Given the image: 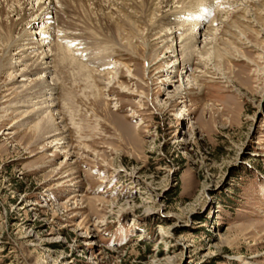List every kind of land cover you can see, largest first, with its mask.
<instances>
[{"label": "rangeland", "instance_id": "1", "mask_svg": "<svg viewBox=\"0 0 264 264\" xmlns=\"http://www.w3.org/2000/svg\"><path fill=\"white\" fill-rule=\"evenodd\" d=\"M124 1L53 0L71 64L49 74L51 131L28 111L38 85L0 61V264H264V0L162 23L205 13L203 35L213 19L172 81L185 55L156 51L160 13Z\"/></svg>", "mask_w": 264, "mask_h": 264}, {"label": "bare ground", "instance_id": "2", "mask_svg": "<svg viewBox=\"0 0 264 264\" xmlns=\"http://www.w3.org/2000/svg\"><path fill=\"white\" fill-rule=\"evenodd\" d=\"M64 1L67 2L69 0H64ZM153 1H155L154 4L152 3ZM175 1L176 3L182 4V5L180 7L178 5L175 8L173 5ZM197 1L200 2V0H195V1L193 0H189V1L188 0H141L143 5H146L147 7H149L150 5H155L154 7L160 13L159 15L157 14L158 17H156V22H155L156 24L152 26L150 25L151 29H149L151 31V34L153 35L158 34L159 36L158 38L162 39L161 40L162 45L160 47H157L156 51L158 52L159 50H161L163 52L165 51V54H168V53L170 55L172 54L171 58H176L178 56V54L176 55V53L178 52H181L182 54L185 55V59H183L182 61L178 60L179 62L178 61L176 62L173 59L168 61L169 63L168 68H171V70L165 69V72H166L165 76H166L167 81L168 80L172 81L174 77L177 76V72H178V70H176L177 68L182 67L181 69H191L192 67L191 61H192L193 56L198 55L199 57H201L203 53L205 52L204 49L207 46V44L203 45L202 47L198 46V36L202 34L201 27H202V24L207 20L206 19L207 15H205V13L203 14L197 11L199 13V16L198 14L197 16H194L193 14L191 19L187 23L189 25L186 24L184 26V29L182 27H178V25L175 26L174 28H172L171 25H169L170 27L163 26L165 29L162 28L161 31H157V28L162 23L164 24V22L166 24L168 22L169 24L172 23L171 20L177 22V18L175 16L179 18L180 16L179 14L183 13V8L187 7V6L184 7V5L186 3H189V4L191 3L192 6L191 5L190 6L195 7L197 6ZM136 3H138L137 0H136ZM60 5H61L60 6L61 8L65 4L64 2H61ZM0 7H1L0 16L3 18L5 17L6 18L5 20L7 21L8 20L11 21V23H9L10 26L7 29L8 31L7 36L10 37V39H12L13 42L11 45L12 47L11 49L15 51L13 54H7L8 51L7 53L4 52V54L2 55V58H0V61H2L1 66L3 67L4 70L10 69L11 71H14V70L19 71L18 73H20V75H22L23 77L22 81L20 82L21 83L20 87H23V89H26L28 92L34 85H38V88L35 91L34 96H32V98L35 97L38 99H35V103L31 102L32 104H35V105L38 104V105L35 106V108L33 107L28 111L30 113L34 112L36 114V117L41 112L46 111L44 114L41 113L42 115L41 117H39L38 122H41L40 126L45 132L51 131L52 129L56 128V125L54 122V116L50 110L51 105L49 104L51 102H55L54 96L52 97L51 92H50L52 88L51 89L46 88L50 86L49 84L50 80L48 81V79H50L51 76H49V74L50 73H51L50 75L53 74L52 68L54 67L58 69V67L60 66L71 64V62H68V56L66 54L67 52L65 53L64 52L65 50L62 51L64 47L60 49L57 45L51 46L50 44L53 42L54 38H56V28H57L56 26L58 23V20L56 19V17H54L55 15L51 11V8L52 10L54 9L53 0H0ZM136 7H138L137 4H136ZM205 9L209 10V6L208 8H205ZM146 10L149 11L148 8ZM143 15L145 14L143 13ZM125 16H126V19H128L129 16H131V14L127 13ZM15 17H17V19H15ZM135 17H137L136 12H135ZM105 18L108 19L109 16ZM212 22H213V19L211 20L210 24H208V26L205 27L206 30H204L205 31L203 32L204 34L201 35V36H204V38L208 35H214L213 31H211V29L209 28V25H211ZM178 23L183 25V21L178 22ZM176 32L180 34L179 40H175L174 36L170 37L171 34H175ZM2 34L3 32H0V38H3ZM203 43H206V41H203ZM45 45H47L48 49L45 47ZM131 45H132L131 43L127 44L129 48L131 47ZM19 67H22V68L18 69ZM37 72H40V73H38L35 79L32 80L31 82H28L27 79L29 75L33 73H37ZM14 78H16V76H14ZM190 79H191V76H190ZM14 80H17V79H14ZM24 96H27V95H24ZM31 103H28L26 105L29 106ZM22 105H25V104H22Z\"/></svg>", "mask_w": 264, "mask_h": 264}]
</instances>
